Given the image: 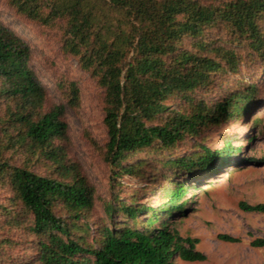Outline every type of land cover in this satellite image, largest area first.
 <instances>
[{
    "label": "trees",
    "instance_id": "16d2710c",
    "mask_svg": "<svg viewBox=\"0 0 264 264\" xmlns=\"http://www.w3.org/2000/svg\"><path fill=\"white\" fill-rule=\"evenodd\" d=\"M7 1L27 28L33 22L56 26L61 47L102 88L107 140L102 146L90 140L116 177L141 176L143 161H131L140 152L160 154L174 175L206 177L216 171L217 159L240 149L226 138L214 152L207 147L188 155L172 151L253 107L254 83L210 100L194 92L207 87L212 77L239 73L246 57L264 59V0ZM211 30L232 45L202 39ZM234 43L245 46V55ZM31 55L29 40L0 20V180L20 207L18 220L27 221L37 253L23 264H176L175 257L204 261L195 249L197 239L180 236L167 219L185 212L187 191L197 188L187 179H170L161 187L156 207L137 204L134 194L130 203L123 202L116 192L105 202L106 222L99 220L89 234L95 190L79 165L67 162L65 108L44 109L46 89L30 66ZM65 98L79 105L75 82L67 85ZM13 153H21L19 164L10 165ZM36 160L47 162L51 173L29 170L28 163ZM57 206L66 218L56 214ZM239 206L264 212V204ZM141 215L146 219L140 220Z\"/></svg>",
    "mask_w": 264,
    "mask_h": 264
},
{
    "label": "rangeland",
    "instance_id": "374dc122",
    "mask_svg": "<svg viewBox=\"0 0 264 264\" xmlns=\"http://www.w3.org/2000/svg\"><path fill=\"white\" fill-rule=\"evenodd\" d=\"M0 20L25 36L31 44L30 66L36 70L37 77L46 89L44 109L56 105L65 108L63 119L68 126L69 138L66 144L67 162L69 159L78 164L81 174L95 190L88 219L90 235L94 224L105 220V202L111 201L116 192L123 202L130 203L134 194L137 204L156 207L161 187L166 186L170 179H187L195 183L197 188L187 191L185 212H177L167 219L180 236L197 239L195 249L203 253L206 259L185 261L175 257V263L264 264V245H253L254 240L264 241V212L243 210L239 206L240 202L251 206L264 204V59L250 60V57H246L239 65V73L212 77L207 87L194 92V95L210 100L227 94L234 86L254 83L257 91L256 102L246 115L233 117L217 127L209 128L199 137L188 139L182 146L179 144L173 148L172 151L178 155L198 152L201 147L214 152L220 150L224 140L229 138L232 146L240 149L234 156L230 154L217 159L214 173L206 177L183 173L174 175L173 170L164 164L166 159L160 161V154L140 152L131 157V161H143L138 171L141 176L116 177L113 174L114 167L103 159L99 149L90 140L91 137L99 146L107 140L103 123L102 88L89 72L80 67L78 59L61 47L56 26L47 27L33 22L27 28L16 17L7 0H0ZM220 36L217 32L216 37V32L211 30L202 39L225 46L232 45L224 35L219 40ZM188 42L186 40L184 46ZM233 48L242 55L247 52L242 44L234 43ZM70 82H75L78 87V106L70 105L65 98ZM163 155L171 156L167 151ZM22 158L21 153H13L10 165L19 164ZM48 165L47 162L43 165L42 160H36L29 162L27 168L38 175H49L51 169ZM197 178L203 181L198 183ZM114 182L119 184L113 186ZM11 198L13 194L7 183L0 180V264H23L35 259L37 253L26 232L27 221L18 220L20 207ZM55 212L63 219L67 217L59 206ZM139 218L146 219L145 215ZM84 221L83 218L81 222ZM157 225L158 221L154 223V226ZM219 234L236 240H221Z\"/></svg>",
    "mask_w": 264,
    "mask_h": 264
},
{
    "label": "bare ground",
    "instance_id": "6f19581e",
    "mask_svg": "<svg viewBox=\"0 0 264 264\" xmlns=\"http://www.w3.org/2000/svg\"><path fill=\"white\" fill-rule=\"evenodd\" d=\"M24 35H26V34H24Z\"/></svg>",
    "mask_w": 264,
    "mask_h": 264
}]
</instances>
